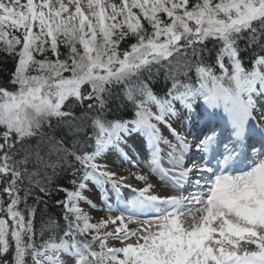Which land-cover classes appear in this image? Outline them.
Masks as SVG:
<instances>
[{
  "label": "snow or ice",
  "instance_id": "obj_1",
  "mask_svg": "<svg viewBox=\"0 0 264 264\" xmlns=\"http://www.w3.org/2000/svg\"><path fill=\"white\" fill-rule=\"evenodd\" d=\"M242 41L255 51L251 70ZM0 52L16 59L8 85H0V257L14 247L11 264H264V113L253 115V95H264V0H0ZM161 74L172 82L165 98L149 86ZM198 97L228 114L227 141L213 130L193 146L175 129L177 144L165 140L152 121L166 123L173 100L191 111ZM116 101L133 103L137 119H108ZM53 121L94 150L67 148L44 131ZM137 131L154 148L150 175L177 192L158 195L149 174L98 162ZM193 147L204 155L186 166ZM249 151L259 157L252 167L227 172ZM61 163L82 171L77 189L58 201L62 234L52 219L36 227L41 198L33 197L48 191L46 170ZM90 181L108 212L95 222L80 207H97L85 195ZM121 188L135 193L124 208Z\"/></svg>",
  "mask_w": 264,
  "mask_h": 264
},
{
  "label": "trees",
  "instance_id": "obj_2",
  "mask_svg": "<svg viewBox=\"0 0 264 264\" xmlns=\"http://www.w3.org/2000/svg\"><path fill=\"white\" fill-rule=\"evenodd\" d=\"M122 47H127V44L122 45ZM212 45L209 44V48ZM62 51H64L62 49ZM215 56V51L212 53V58L208 59L209 63H212V59ZM255 51L252 48H245L244 42H241V58L243 60L244 66L246 69H251V61L254 59ZM16 59L12 56L5 55L3 52H0V85H8V82L11 78V74L15 70ZM217 71V70H216ZM192 81H196L195 72L192 74ZM183 80L184 78L181 77ZM149 86L157 96L165 95L172 86L171 80H166L164 75H157L149 81ZM122 86H119L116 91L119 92ZM112 111L108 114V119H125L136 116L137 111L135 105L131 102L124 101L121 104L119 101L112 103ZM44 131L49 135H54L56 139L63 140L67 148L73 151L78 152H90L93 149L94 143L90 144H75L77 137H74L72 132L69 131V128L64 124H56L53 121V128L49 129L45 126ZM35 143V140L32 141ZM55 160V156L52 157ZM68 159L75 165V169H79V165L74 161L72 157ZM31 167V166H30ZM47 175L49 182H47L48 191L45 193L39 192L38 189L34 190L33 197H40L41 202L38 205V213L36 216V227L41 226L42 221H47L49 219L55 220L58 222V225L62 231L65 227V222L63 221L64 208L61 203L58 201H64L67 198L68 192H73L77 189L80 178L82 176V171H75L67 165L62 163L57 166L55 169L48 168ZM74 181L76 183H74ZM6 199V197H5ZM29 205L35 203L34 198H29ZM23 209V205L20 206ZM47 235V233H46ZM14 252V247L10 249L9 254H6L3 257H0V261L8 260L11 264V255Z\"/></svg>",
  "mask_w": 264,
  "mask_h": 264
},
{
  "label": "bare ground",
  "instance_id": "obj_3",
  "mask_svg": "<svg viewBox=\"0 0 264 264\" xmlns=\"http://www.w3.org/2000/svg\"><path fill=\"white\" fill-rule=\"evenodd\" d=\"M201 117L199 116V119ZM217 120H214L212 123H216ZM208 129V127H207ZM134 138V134L132 133L131 135L126 136V139L128 141H130L131 139ZM146 138V137H145ZM189 141H192L190 138L188 139ZM139 142H134V143H127L126 145V149L129 151V153H127L129 156L133 155L132 157V161L135 162L137 164V167L132 169H129L126 163H124L123 161H121V159H119V157L115 154V151L113 149L110 150V155L109 157L106 156L104 159V164H106L108 166L109 169L113 170V171H118L124 175H128L129 173H145V174H149V166L146 164V162L144 161V159H142L141 156H136V155H140L139 153V146H138ZM115 155L117 157V159L115 158ZM190 155H186L185 160L186 162L190 159L189 158ZM192 160V159H191ZM193 160H196V158H194ZM192 160V161H193ZM191 161V163H192ZM190 163V164H191ZM189 164V165H190ZM150 180L151 182L154 184V190L158 193V195L164 196L167 194V189L164 187V183L161 182L158 177L155 176H151L150 175ZM129 182H133L134 185L136 186H143V183L140 181H136L135 179H131ZM173 193H175V191H173ZM102 214V212H101ZM94 217H97V213H93Z\"/></svg>",
  "mask_w": 264,
  "mask_h": 264
},
{
  "label": "rangeland",
  "instance_id": "obj_4",
  "mask_svg": "<svg viewBox=\"0 0 264 264\" xmlns=\"http://www.w3.org/2000/svg\"><path fill=\"white\" fill-rule=\"evenodd\" d=\"M226 63H227V61H226ZM255 95L256 94H254L253 97H255ZM201 100H203V97H198L196 100H194L192 102V105H194L195 103L201 102ZM172 104H173V107H174L175 112H176V115H177V123L180 122V121L186 120V116H185L186 113H181V111L183 110L182 107H181V105H182L181 102H179L178 100H173L172 101ZM150 107H151V110L153 112H157V109H156L155 105H150ZM167 119L168 118H165V120H167ZM173 124H174V122H171L170 119H168V121H166V123H164V122H158V125H159L160 130H161L160 131V134L163 136V138L165 140H168L171 143H172V141L170 140V138L168 137V135H167L166 132H167V129H169L171 127V125H173ZM180 127H182V124H180ZM165 145H167V144H165ZM167 146H164V147H167ZM167 151H169V146L167 147ZM104 155L102 157H100V159L98 161L99 163H102L103 158L105 157ZM98 189H99L98 186L96 187L93 183L89 182L88 191L85 192V195H87L91 200H93V202L97 205V207L100 206V205H102V203H103V201L100 198V193L98 192ZM154 192L157 194L156 191H154ZM80 207L83 208L86 212H88L93 217V222H95L96 220H98V219H100V218L105 217V216L108 215V213H106V212L105 213L103 212L101 214V212H99V209H97V207L94 208V209L93 208H90L89 205L87 203L83 202V201L80 202ZM93 213H97V217H94L93 216ZM111 243L114 246H119V242L118 241H111Z\"/></svg>",
  "mask_w": 264,
  "mask_h": 264
}]
</instances>
